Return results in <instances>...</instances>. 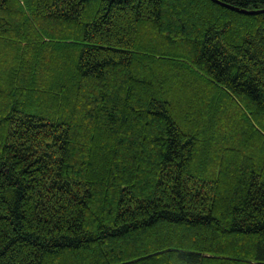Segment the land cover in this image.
I'll return each instance as SVG.
<instances>
[{"label":"trees","instance_id":"1","mask_svg":"<svg viewBox=\"0 0 264 264\" xmlns=\"http://www.w3.org/2000/svg\"><path fill=\"white\" fill-rule=\"evenodd\" d=\"M0 0V264H264V0Z\"/></svg>","mask_w":264,"mask_h":264},{"label":"water","instance_id":"2","mask_svg":"<svg viewBox=\"0 0 264 264\" xmlns=\"http://www.w3.org/2000/svg\"><path fill=\"white\" fill-rule=\"evenodd\" d=\"M219 2H221L220 0H218ZM221 3H223L224 5H227V6H229V7H232V8H236L237 10H241V11H243V12H255V11H248V10H244V9H240V8H238V7H236V6H233V5H230V4H227V3H224V2H221ZM257 12H264V9H259Z\"/></svg>","mask_w":264,"mask_h":264},{"label":"bare ground","instance_id":"3","mask_svg":"<svg viewBox=\"0 0 264 264\" xmlns=\"http://www.w3.org/2000/svg\"><path fill=\"white\" fill-rule=\"evenodd\" d=\"M264 9V8H263ZM262 10V9H261Z\"/></svg>","mask_w":264,"mask_h":264}]
</instances>
